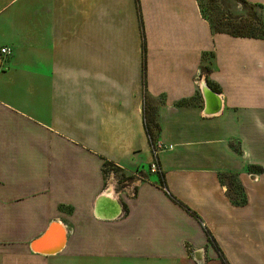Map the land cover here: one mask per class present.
<instances>
[{
  "label": "crops",
  "instance_id": "0c3cea01",
  "mask_svg": "<svg viewBox=\"0 0 264 264\" xmlns=\"http://www.w3.org/2000/svg\"><path fill=\"white\" fill-rule=\"evenodd\" d=\"M245 1L264 22V0ZM252 167L264 168V40L213 32L197 0H0V264H223L208 231L229 264H264ZM221 174L238 175L244 207ZM52 224L62 248L33 250Z\"/></svg>",
  "mask_w": 264,
  "mask_h": 264
},
{
  "label": "trees",
  "instance_id": "16d2710c",
  "mask_svg": "<svg viewBox=\"0 0 264 264\" xmlns=\"http://www.w3.org/2000/svg\"><path fill=\"white\" fill-rule=\"evenodd\" d=\"M197 1L199 3L203 18L210 24L213 32L217 34H227L233 38L264 40L262 5L251 4L245 0H233L237 5L245 9V12L239 14L228 8L226 0H208L210 4V10L216 13V17H211L207 14L206 9H204L202 0ZM204 71L210 72V69L205 68ZM207 83L209 87L218 92L217 87L209 79L207 80ZM200 98L201 97L199 95L195 97L193 101H199ZM144 124L155 163L158 164L161 169V164L157 155V146L159 143L160 133V124L158 122V108L152 103L150 97L147 94H145ZM106 165H110V163H106ZM117 170L120 169L117 168ZM249 172L255 174H264V168L252 167L251 169H249ZM157 175H159L160 186L162 188H165L166 179L164 172H162L161 170V172ZM131 180H133V176L128 177L124 175L120 183ZM219 181L221 185L227 187V197L233 206L244 207L247 204V195L243 186L241 185V182L239 181V177L237 174H221L219 175ZM173 199L178 202L175 198ZM178 203L181 204L180 202ZM189 212L191 211L189 210ZM191 214L197 217L194 212H191ZM207 235L209 237V241L216 248L219 254V258L221 259L223 264H229L209 231L207 232Z\"/></svg>",
  "mask_w": 264,
  "mask_h": 264
},
{
  "label": "water",
  "instance_id": "95a60500",
  "mask_svg": "<svg viewBox=\"0 0 264 264\" xmlns=\"http://www.w3.org/2000/svg\"><path fill=\"white\" fill-rule=\"evenodd\" d=\"M207 92H210L211 95L214 97V100L212 102H210V100L208 99V94ZM203 96H204V99H205V108H206V114L207 115H213V114H216L219 109H220V106H217L215 107L216 105H218V96H217V93H215L213 90H211L209 87L205 86L204 89H203ZM103 198V197H102ZM101 198V199H102ZM101 205V200L99 202V207ZM119 210V209H118ZM117 215H119V213H117L115 216H113V218L115 217H118ZM59 224H52L49 229L47 230V232L40 238L38 239L37 241H35L32 245V249L35 250V251H41V248L43 247V244L45 243L46 241V238H48L49 236V233L51 231V229L53 228V226H58ZM43 241V242H42ZM64 242H65V234H64ZM64 242L62 244V246L64 245ZM62 248V247H61ZM60 248V249H61ZM49 251H46V253H54V252H57V251H53V249L51 250L50 248L47 249ZM59 250V249H58ZM45 252V251H43Z\"/></svg>",
  "mask_w": 264,
  "mask_h": 264
},
{
  "label": "bare ground",
  "instance_id": "6f19581e",
  "mask_svg": "<svg viewBox=\"0 0 264 264\" xmlns=\"http://www.w3.org/2000/svg\"><path fill=\"white\" fill-rule=\"evenodd\" d=\"M115 213L117 214V213H119V211L117 210V211H115ZM116 214H113V216H115ZM48 236L49 237L46 238V241L43 244V247L41 248V251H45V252L49 251V250H47L49 248L51 250L53 249V251H57L58 249H60L62 247V244L64 242V230H63V228L61 226H59V225L58 226H53V228L51 229V231H50Z\"/></svg>",
  "mask_w": 264,
  "mask_h": 264
},
{
  "label": "rangeland",
  "instance_id": "374dc122",
  "mask_svg": "<svg viewBox=\"0 0 264 264\" xmlns=\"http://www.w3.org/2000/svg\"><path fill=\"white\" fill-rule=\"evenodd\" d=\"M226 4L229 9L233 10L234 12H237L239 14L245 12L243 7L237 5L233 0H226ZM202 5L204 9H206V12L211 17H216V13L210 10V4L208 0H202ZM231 12V11H230Z\"/></svg>",
  "mask_w": 264,
  "mask_h": 264
},
{
  "label": "built area",
  "instance_id": "2783aa9c",
  "mask_svg": "<svg viewBox=\"0 0 264 264\" xmlns=\"http://www.w3.org/2000/svg\"><path fill=\"white\" fill-rule=\"evenodd\" d=\"M1 52H2L3 55H6V56H10L11 53H12L11 50L8 49V48H3V49L1 50ZM157 148H158V152L161 151V150L163 149V148L159 145V143H158ZM150 170H151V172L154 173V174H158V173L161 172L160 167H159L158 164H156V163H154L153 165H151Z\"/></svg>",
  "mask_w": 264,
  "mask_h": 264
}]
</instances>
